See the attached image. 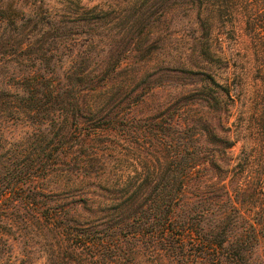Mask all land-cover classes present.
Listing matches in <instances>:
<instances>
[{"label":"trees","instance_id":"trees-1","mask_svg":"<svg viewBox=\"0 0 264 264\" xmlns=\"http://www.w3.org/2000/svg\"><path fill=\"white\" fill-rule=\"evenodd\" d=\"M183 1L187 10L195 11L199 27L195 60L183 69L190 74L186 83L190 87L181 93L185 102L165 104L161 115L148 123L151 149L142 155L146 178L126 184L117 177L116 197L107 201L92 199L80 185L89 176L99 178L100 189L109 184L105 158L97 145L87 146L100 126L90 127L89 116L102 100L111 99L116 110L110 122L124 123L139 103L138 95L126 89L131 79L120 77L123 57L105 54L93 59L95 65L87 69L90 63L83 54L88 50L76 52L73 61L85 67L58 77L54 69L57 47L53 45L57 27L53 23L42 29L44 37L35 39L28 33L17 41L18 50L0 51L1 55H19L25 66L13 85L19 97L0 87V116L32 122L39 131L16 147H0V225L9 224L4 201L18 200L29 212L27 220L33 218L55 234L60 247L63 241L70 242L69 253H55L56 261L51 264H88L89 258L113 262L135 246L149 248L154 259L164 258L167 264H264L256 261L261 219L243 209V181L231 185L230 178V174L242 177L251 171L256 156L250 145L249 151L238 154L236 164H230L238 133H233L228 121L239 83L229 72L213 69L218 60L226 68L230 58L214 33L217 22L244 49L246 65L236 75L249 78L257 72L264 85V0ZM5 8L0 7V27L8 20L14 31L24 26L22 17L5 15ZM250 51L256 61L261 56L260 62H251L246 54ZM116 85L117 92L107 89ZM257 104L250 114L254 124L264 118V100ZM196 105L200 107L195 112L191 107ZM243 138L250 144L257 142L255 136ZM262 161L255 164L263 166ZM48 175H58L60 186L37 189L36 182ZM189 185H194L196 202L185 199ZM6 234L0 233L2 264V257L10 251Z\"/></svg>","mask_w":264,"mask_h":264},{"label":"rangeland","instance_id":"rangeland-1","mask_svg":"<svg viewBox=\"0 0 264 264\" xmlns=\"http://www.w3.org/2000/svg\"><path fill=\"white\" fill-rule=\"evenodd\" d=\"M2 5L6 7L5 15L22 17L21 23L24 26L14 31L8 20L0 27V51L18 50L17 41H23L24 35L28 33H33L35 39L44 37L41 36L42 29L48 23L57 27L53 45L57 47L54 52V69L58 77L62 78L69 72L80 71L85 67V63L79 65L78 60L73 61L76 52L82 54V51L88 50L87 54H83L90 63L86 66L87 69L95 65L93 59L105 54L113 53L116 58L123 57L118 69L120 77L131 79L126 89H130L131 95H138L139 103L135 105L132 116L124 123L110 122L112 113L116 110L111 99L102 100L96 113L89 116L90 127L100 126L98 134L88 138L87 146L90 148L97 145L105 158L109 184L106 189H100L97 187L99 178L89 176L80 187L92 199L107 201L106 199L116 197L117 177L124 179L126 184L144 180L147 168L142 162V155L148 148L151 149L149 140L152 139L147 130L148 123L156 115H161L165 104L184 103L185 98L181 93L190 87L186 86L190 74L183 69L191 67L190 63L195 60L198 48L199 27L195 11L187 10V4L183 0H0V7ZM214 25V33L221 42L218 44H221L230 58L226 68L224 61L218 60L213 69L223 74L229 72V77L239 83L228 121L233 133H238V140L231 148L230 164H236L238 154L249 151L250 145L253 146L251 152L256 155L251 171L242 177L238 173L230 174L231 185L239 180L243 181V209L250 217L261 219L256 261H264V118H258V124H254L250 118L253 107H258L257 103L264 100V85L257 79V72L253 71L254 77L250 75L249 78L236 75L246 65L244 49L240 43L227 37L224 26L217 22ZM246 39L244 35L243 40ZM246 54L252 63L261 60V56H258L256 61L251 51ZM22 63L23 60L17 54H0V87L17 97L20 94L13 85H17L16 75L25 69ZM233 71L235 75L231 74ZM107 89L117 92L119 86ZM199 107L196 105L191 109L196 112ZM38 132L37 124L9 115L0 116V147H16L28 135L36 136ZM246 134L249 138L255 136L256 144L244 141ZM261 160L263 166L255 164ZM259 171L262 178L258 179ZM59 183L58 175H48L36 182V188L54 190L60 186ZM71 189L73 188L66 190ZM187 190L185 199L196 202L194 185H189ZM67 197L66 199H70ZM3 204H8L6 213L10 217L7 220L9 224L0 225V233H9L5 237L8 238L10 251L2 257L5 260L3 264H9L8 261L10 264H51L56 261L55 253H69L70 242L65 240L60 247L55 234L42 229V225L35 219L27 220L29 212L18 200L4 201ZM83 215L90 216V213L83 212ZM148 249L135 246L124 258H113V262L100 258V261L106 264H167L164 258L154 259ZM57 261L60 263L61 259L58 258ZM99 262L89 258L88 264H101Z\"/></svg>","mask_w":264,"mask_h":264}]
</instances>
